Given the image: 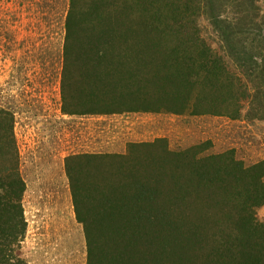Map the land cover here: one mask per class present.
Returning <instances> with one entry per match:
<instances>
[{"label":"trees","instance_id":"1","mask_svg":"<svg viewBox=\"0 0 264 264\" xmlns=\"http://www.w3.org/2000/svg\"><path fill=\"white\" fill-rule=\"evenodd\" d=\"M76 1L71 0L66 17L63 75L68 59L94 57L91 32L108 20L98 0L84 13L74 10ZM154 1L153 22L142 24L141 30L139 26L140 34L133 32L152 35L155 51L170 68V88L163 91L147 80L143 94L142 82L133 93L124 89V79L116 80L122 69L99 70L80 90L86 91L81 95L88 103L63 110L106 114L154 105L159 109L170 102L177 112L235 118L245 106L249 118H264V3ZM228 3L234 16H219L217 5ZM199 14L210 23L237 72L198 33L192 20ZM111 28L112 38L121 44L127 29L122 10L113 12ZM78 42L89 47L78 52ZM147 95L158 97L149 101ZM18 167L13 114L0 107V264H25L18 254L27 226L21 205L25 183ZM255 169L229 153L202 155L200 145L174 152L164 139L131 144L125 155L68 157L66 173L86 237L87 264H264V221L255 216L256 208L264 205V173L255 174Z\"/></svg>","mask_w":264,"mask_h":264},{"label":"rangeland","instance_id":"2","mask_svg":"<svg viewBox=\"0 0 264 264\" xmlns=\"http://www.w3.org/2000/svg\"><path fill=\"white\" fill-rule=\"evenodd\" d=\"M92 1L77 0L74 10L84 13ZM98 1L108 20L102 21L94 33L88 24L95 55L68 59L63 75L65 25L71 0H0V107L13 114L18 169L25 183L21 205L27 226L18 250L25 264H87L86 237L75 215L66 173L68 157L125 155L131 144L164 139L171 151L200 145L202 155L229 153L245 167L257 166L255 174L264 173V118H249L245 106L241 116L235 118L177 112L170 102L157 106L159 109L154 105L147 110L121 109L106 114L63 110H77L88 103L81 95L86 91L80 90L99 70L115 68L118 73L122 69V75L115 73L116 80L124 79V89L133 93L142 82L143 94L147 80L163 91L170 88L166 82L170 68L164 64L163 55L155 51L152 35H135L136 31L140 34L139 26L141 30L142 24L153 22L155 1ZM217 7L219 16H234L230 3ZM119 10L124 12L127 24L121 44L119 38H112L111 28L113 12ZM192 21L207 43L225 57L229 69L237 72L210 23L201 15ZM76 33L78 38L79 27ZM87 47L89 44L78 42L75 49L83 52ZM115 82L117 89L122 88L121 82ZM149 96V101L158 97L146 98ZM255 216L264 221V205L256 208Z\"/></svg>","mask_w":264,"mask_h":264}]
</instances>
